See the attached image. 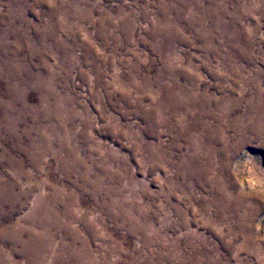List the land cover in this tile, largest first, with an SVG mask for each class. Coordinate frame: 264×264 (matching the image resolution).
Wrapping results in <instances>:
<instances>
[{
	"label": "rangeland",
	"instance_id": "rangeland-1",
	"mask_svg": "<svg viewBox=\"0 0 264 264\" xmlns=\"http://www.w3.org/2000/svg\"><path fill=\"white\" fill-rule=\"evenodd\" d=\"M0 264H264V0H0Z\"/></svg>",
	"mask_w": 264,
	"mask_h": 264
}]
</instances>
